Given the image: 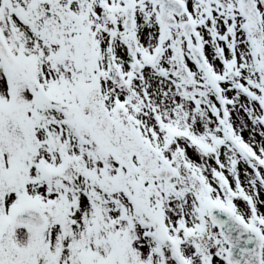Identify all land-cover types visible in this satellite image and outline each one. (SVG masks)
I'll return each instance as SVG.
<instances>
[{
  "label": "snow or ice",
  "instance_id": "snow-or-ice-1",
  "mask_svg": "<svg viewBox=\"0 0 264 264\" xmlns=\"http://www.w3.org/2000/svg\"><path fill=\"white\" fill-rule=\"evenodd\" d=\"M0 264H264V0H0Z\"/></svg>",
  "mask_w": 264,
  "mask_h": 264
},
{
  "label": "rangeland",
  "instance_id": "rangeland-1",
  "mask_svg": "<svg viewBox=\"0 0 264 264\" xmlns=\"http://www.w3.org/2000/svg\"><path fill=\"white\" fill-rule=\"evenodd\" d=\"M243 135H244L245 139L247 140V139H248V132L245 131V132L243 133ZM257 139H259V137H257Z\"/></svg>",
  "mask_w": 264,
  "mask_h": 264
}]
</instances>
